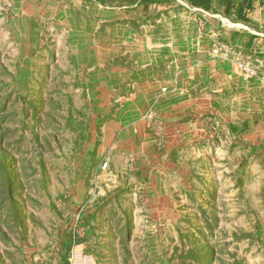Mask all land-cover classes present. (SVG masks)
<instances>
[{
  "label": "rangeland",
  "instance_id": "rangeland-1",
  "mask_svg": "<svg viewBox=\"0 0 264 264\" xmlns=\"http://www.w3.org/2000/svg\"><path fill=\"white\" fill-rule=\"evenodd\" d=\"M27 3L0 0V264H264L262 123L184 179L127 175L117 204L87 216L107 192L91 172L101 121L123 96L97 90L111 51L96 9L113 1Z\"/></svg>",
  "mask_w": 264,
  "mask_h": 264
},
{
  "label": "crops",
  "instance_id": "crops-1",
  "mask_svg": "<svg viewBox=\"0 0 264 264\" xmlns=\"http://www.w3.org/2000/svg\"><path fill=\"white\" fill-rule=\"evenodd\" d=\"M112 1L111 9H96L106 16L97 45L111 51L96 59L97 78L112 82L97 90L123 96L101 121L95 154L88 153L97 159L92 175L107 190L87 205V216L97 217L108 202L117 204L127 175L184 179L197 173L195 162L227 145L247 146L248 129L264 124V0ZM106 25L113 38L104 35Z\"/></svg>",
  "mask_w": 264,
  "mask_h": 264
},
{
  "label": "built area",
  "instance_id": "built-area-1",
  "mask_svg": "<svg viewBox=\"0 0 264 264\" xmlns=\"http://www.w3.org/2000/svg\"><path fill=\"white\" fill-rule=\"evenodd\" d=\"M218 49H215V53H218ZM243 68V71L245 72V73H250V74H254V72L252 71V70H250L247 66H243L242 67ZM107 167H108V163H104L103 164V166H102V168L105 170V169H107Z\"/></svg>",
  "mask_w": 264,
  "mask_h": 264
}]
</instances>
